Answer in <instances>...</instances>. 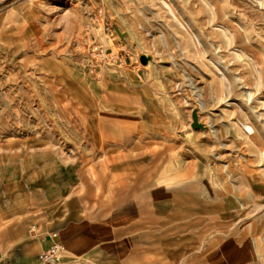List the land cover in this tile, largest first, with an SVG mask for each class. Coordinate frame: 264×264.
Returning a JSON list of instances; mask_svg holds the SVG:
<instances>
[{
    "label": "rangeland",
    "instance_id": "1",
    "mask_svg": "<svg viewBox=\"0 0 264 264\" xmlns=\"http://www.w3.org/2000/svg\"><path fill=\"white\" fill-rule=\"evenodd\" d=\"M23 217L28 264H264V0H0V228Z\"/></svg>",
    "mask_w": 264,
    "mask_h": 264
},
{
    "label": "crops",
    "instance_id": "2",
    "mask_svg": "<svg viewBox=\"0 0 264 264\" xmlns=\"http://www.w3.org/2000/svg\"><path fill=\"white\" fill-rule=\"evenodd\" d=\"M112 161H107V189L113 178L109 171ZM35 225V220L25 217L5 223L0 228V257H10L16 259L18 264H28L33 257L45 251L49 238L36 231L33 228Z\"/></svg>",
    "mask_w": 264,
    "mask_h": 264
},
{
    "label": "bare ground",
    "instance_id": "3",
    "mask_svg": "<svg viewBox=\"0 0 264 264\" xmlns=\"http://www.w3.org/2000/svg\"><path fill=\"white\" fill-rule=\"evenodd\" d=\"M142 56V58H144V65H148L149 64V62H150V59H149V56L147 55V54H142L141 55ZM246 100L248 99V100H250V98H251V92H248V91H246ZM260 117H261V115H260ZM195 119H193V121H194ZM196 121H197V119H196ZM198 123V122H197ZM199 124V123H198Z\"/></svg>",
    "mask_w": 264,
    "mask_h": 264
},
{
    "label": "built area",
    "instance_id": "4",
    "mask_svg": "<svg viewBox=\"0 0 264 264\" xmlns=\"http://www.w3.org/2000/svg\"><path fill=\"white\" fill-rule=\"evenodd\" d=\"M55 252H56V246H53V247L50 249V251H48V252L42 254L40 257H41L43 260H48V259H50V258L54 255Z\"/></svg>",
    "mask_w": 264,
    "mask_h": 264
},
{
    "label": "water",
    "instance_id": "5",
    "mask_svg": "<svg viewBox=\"0 0 264 264\" xmlns=\"http://www.w3.org/2000/svg\"><path fill=\"white\" fill-rule=\"evenodd\" d=\"M141 61L142 62H144V58H141ZM193 126L194 127H197V126H199L198 124H197V121H196V119L194 120V122H193Z\"/></svg>",
    "mask_w": 264,
    "mask_h": 264
}]
</instances>
